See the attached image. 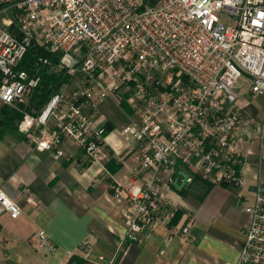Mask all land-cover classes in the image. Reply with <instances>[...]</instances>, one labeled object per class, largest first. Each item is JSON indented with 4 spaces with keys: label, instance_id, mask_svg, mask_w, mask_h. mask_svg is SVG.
<instances>
[{
    "label": "built area",
    "instance_id": "1",
    "mask_svg": "<svg viewBox=\"0 0 264 264\" xmlns=\"http://www.w3.org/2000/svg\"><path fill=\"white\" fill-rule=\"evenodd\" d=\"M0 16V103L22 114L16 128L34 150L59 156L66 138L86 164L102 162L106 127L88 110L108 98L131 107L133 121L123 129L137 150L124 190L128 242L148 238L174 215L166 194L177 167L187 182L243 185L244 131L254 129L264 147V116L245 115L264 97V0H0ZM43 73H64L66 81L34 115L23 107ZM21 211L0 187V214L16 219ZM245 212L237 264H264V193ZM32 240L52 250L44 231Z\"/></svg>",
    "mask_w": 264,
    "mask_h": 264
},
{
    "label": "crops",
    "instance_id": "2",
    "mask_svg": "<svg viewBox=\"0 0 264 264\" xmlns=\"http://www.w3.org/2000/svg\"><path fill=\"white\" fill-rule=\"evenodd\" d=\"M251 102L245 115L260 122L264 110L258 118ZM13 111L0 103V187L22 211L16 219L0 214V264H237L250 222L245 208L264 193V147L254 129L238 142L242 186L211 187L193 177L180 190L172 187L166 198L174 215L148 238L128 242L124 190L137 166L135 145L123 134L133 121L129 104L105 100L88 110L97 125L108 126L107 158L93 164L66 138L59 156L34 150L17 131ZM175 170L174 181L184 169ZM21 190L27 194L19 197ZM38 231L52 250L34 247Z\"/></svg>",
    "mask_w": 264,
    "mask_h": 264
},
{
    "label": "trees",
    "instance_id": "3",
    "mask_svg": "<svg viewBox=\"0 0 264 264\" xmlns=\"http://www.w3.org/2000/svg\"><path fill=\"white\" fill-rule=\"evenodd\" d=\"M45 57L52 59V56L48 54H43ZM32 51H29L24 60V64L26 67L32 66ZM65 75L64 73L55 76L53 74L43 73L40 75V84L36 89L31 100H29L27 106L23 107L24 110L28 113H33L37 115L41 109L45 106V104L49 101V99L53 96V94L60 88L62 83H64ZM14 120H20L22 118V114L16 111H13ZM108 129V126H105ZM200 180V179H199ZM201 181V180H200Z\"/></svg>",
    "mask_w": 264,
    "mask_h": 264
},
{
    "label": "rangeland",
    "instance_id": "4",
    "mask_svg": "<svg viewBox=\"0 0 264 264\" xmlns=\"http://www.w3.org/2000/svg\"><path fill=\"white\" fill-rule=\"evenodd\" d=\"M4 17H8V15H5ZM2 18H3V16H0V25L2 24ZM106 100H112V99H110V98H108V99H106ZM105 101V100H104ZM104 101H102V102H104ZM102 102H100V103H102ZM253 102V103H252ZM251 103H252V107H253V109H254V111H256V112H258L259 114H258V118H260L261 117V113L263 112V110H264V97H258V98H256V99H254L253 101H252ZM99 104V103H98ZM97 104V105H98ZM198 179V178H197Z\"/></svg>",
    "mask_w": 264,
    "mask_h": 264
},
{
    "label": "water",
    "instance_id": "5",
    "mask_svg": "<svg viewBox=\"0 0 264 264\" xmlns=\"http://www.w3.org/2000/svg\"><path fill=\"white\" fill-rule=\"evenodd\" d=\"M179 178H181V182L180 184H178V180ZM187 182V175H185L184 173L182 172H179L178 173V177L175 179L174 183H173V187L177 188V189H182L183 186L185 185V183Z\"/></svg>",
    "mask_w": 264,
    "mask_h": 264
}]
</instances>
